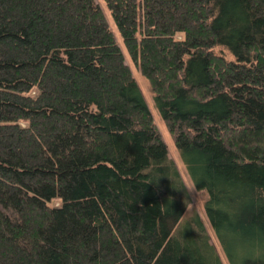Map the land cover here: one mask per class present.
Instances as JSON below:
<instances>
[{
  "label": "trees",
  "instance_id": "1",
  "mask_svg": "<svg viewBox=\"0 0 264 264\" xmlns=\"http://www.w3.org/2000/svg\"><path fill=\"white\" fill-rule=\"evenodd\" d=\"M228 264H264V0H103ZM96 0H0V264H223Z\"/></svg>",
  "mask_w": 264,
  "mask_h": 264
},
{
  "label": "rangeland",
  "instance_id": "2",
  "mask_svg": "<svg viewBox=\"0 0 264 264\" xmlns=\"http://www.w3.org/2000/svg\"><path fill=\"white\" fill-rule=\"evenodd\" d=\"M96 1L99 3L100 7L103 9V11L105 13L108 24H109V26H110V28H111L114 36H115V39H116L118 45L120 46V48L122 49V51L125 55V60L131 68L134 79H135L136 83L138 84L140 91H141V93H142V95H143V97H144V99L148 105V108L152 114V117H153L154 122L157 126V129L159 130V132L162 136V139L167 146L168 155L176 164V167L180 173V176H181V178L185 184V187L189 193L190 202H189V204L185 210L183 218L188 217V216L193 215V214H198L200 216V218L203 220L205 227H206V229L210 235V241L215 246L222 263L228 264L225 257H224V254H223V252H222V250H221V248H220V246H219V244L215 238V235H214L212 229L210 228V226L208 224V221H207V218L205 215L204 201L207 197L205 192L199 191L194 187V185H193V183H192V181H191V179H190V177L186 171L185 165L180 158L178 150L176 149V147H175V145H174V143H173V141H172V139H171V137L167 131V128H166V126H165V124H164V122L160 116V113H159L157 107H155V105H154L153 93L150 89L148 82L141 75L139 69L132 62L130 56L128 55V53L125 49V46L122 42V38H121L113 20H112L110 12L108 11L104 1L103 0H96Z\"/></svg>",
  "mask_w": 264,
  "mask_h": 264
}]
</instances>
